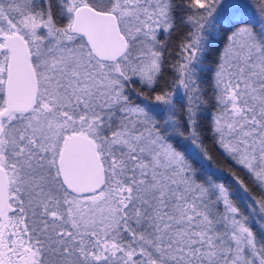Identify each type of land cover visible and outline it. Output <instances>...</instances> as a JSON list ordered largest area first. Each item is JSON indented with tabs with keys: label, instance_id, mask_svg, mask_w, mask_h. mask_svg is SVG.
Listing matches in <instances>:
<instances>
[{
	"label": "snow or ice",
	"instance_id": "snow-or-ice-1",
	"mask_svg": "<svg viewBox=\"0 0 264 264\" xmlns=\"http://www.w3.org/2000/svg\"><path fill=\"white\" fill-rule=\"evenodd\" d=\"M0 264H264V0H0Z\"/></svg>",
	"mask_w": 264,
	"mask_h": 264
},
{
	"label": "trees",
	"instance_id": "trees-1",
	"mask_svg": "<svg viewBox=\"0 0 264 264\" xmlns=\"http://www.w3.org/2000/svg\"><path fill=\"white\" fill-rule=\"evenodd\" d=\"M215 58V52H213V55L210 57V59H214Z\"/></svg>",
	"mask_w": 264,
	"mask_h": 264
}]
</instances>
